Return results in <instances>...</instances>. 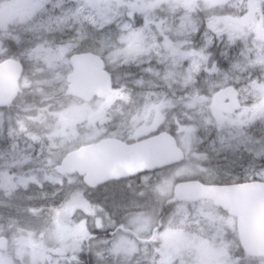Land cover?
Here are the masks:
<instances>
[{
    "label": "snow or ice",
    "instance_id": "obj_1",
    "mask_svg": "<svg viewBox=\"0 0 264 264\" xmlns=\"http://www.w3.org/2000/svg\"><path fill=\"white\" fill-rule=\"evenodd\" d=\"M28 26L23 48L0 45V192L21 201L0 230V264H264L240 206L264 204V0H36ZM82 64L108 97L90 134L62 115L34 133L47 109H20L19 97L47 99L64 65ZM117 110L103 139L97 122ZM209 150L240 156L228 168ZM48 188L51 207L32 203Z\"/></svg>",
    "mask_w": 264,
    "mask_h": 264
},
{
    "label": "rangeland",
    "instance_id": "obj_2",
    "mask_svg": "<svg viewBox=\"0 0 264 264\" xmlns=\"http://www.w3.org/2000/svg\"><path fill=\"white\" fill-rule=\"evenodd\" d=\"M36 0H0V45L3 48H8L9 44H16L17 48H23L33 37V33L28 30V21L30 19V14L32 12V5ZM97 48L100 47L97 43ZM27 65V64H26ZM125 71H132L139 75V69L133 67L131 69L116 68L113 70L114 75L122 74ZM27 73L31 74V69L27 66ZM70 73V68L68 65H64V71L62 73L64 80L63 82H57L55 87H46L45 91L48 93V98L45 99L41 94L33 89L29 88L25 90L24 94L19 97L18 106H32L31 103L34 101L36 103L34 109L45 108L47 111L44 113L43 123L38 119L36 122L30 123L31 130L36 134H46L48 131L55 129L58 126L61 115L67 121L76 122V133L78 137H86L90 134L89 126L87 123L88 115L97 109L98 104L93 101L92 103L84 104L76 99L71 98L67 93V82L66 76ZM128 87L136 91L131 80H128ZM34 97L38 98V101ZM119 103V102H117ZM118 111V110H117ZM115 113V112H114ZM13 116L16 114V110H13ZM24 115V113H21ZM36 111H33L31 115L34 116ZM132 112L131 115H133ZM8 113L5 112L4 119L7 120ZM40 114L38 113V116ZM111 121V120H110ZM110 123H106L107 125ZM104 125H99L97 128H101ZM101 133L103 137L106 130ZM59 142V141H58ZM76 141L75 137L67 142V146L71 147V144ZM20 145L24 148L26 145L23 139L20 140ZM38 152V148L36 150ZM225 152V151H222ZM35 154V153H34ZM137 184L134 183V187ZM49 199L47 201H33L41 207H51L53 204L52 189L48 188ZM39 189H29L28 192L24 193V196L29 195H39ZM27 202V201H25ZM19 199H10L5 193L0 192V230L10 231L8 228V221L10 218H14L17 214L16 205L20 204ZM158 207V211H163L167 209L168 205L165 203L163 208ZM123 214V210H121ZM43 221L35 222L36 227L42 226ZM230 238V237H229ZM44 239L46 240L47 246L49 248H54L57 246L56 239H49L47 234H45Z\"/></svg>",
    "mask_w": 264,
    "mask_h": 264
},
{
    "label": "water",
    "instance_id": "obj_3",
    "mask_svg": "<svg viewBox=\"0 0 264 264\" xmlns=\"http://www.w3.org/2000/svg\"><path fill=\"white\" fill-rule=\"evenodd\" d=\"M75 72V76L73 73ZM69 77H72L69 79ZM67 93L75 99L89 103L93 98H103L106 95V82L100 78L93 66L82 64L78 69L72 68L67 76ZM73 126L75 122L69 121ZM240 206L253 233L264 237V204L251 203L248 199L240 201Z\"/></svg>",
    "mask_w": 264,
    "mask_h": 264
},
{
    "label": "flooded vegetation",
    "instance_id": "obj_4",
    "mask_svg": "<svg viewBox=\"0 0 264 264\" xmlns=\"http://www.w3.org/2000/svg\"><path fill=\"white\" fill-rule=\"evenodd\" d=\"M98 106H100L101 104H106L108 102V97L106 96L105 98L103 99H96L94 100ZM118 102V101H117ZM125 111L127 112L128 110L125 109ZM131 114H129L128 118L129 120H131ZM114 116L115 118L117 119V124H111L113 121H112V118L109 119L108 123H110V127H109V130L107 131V133H105L104 138H111V134L112 133H115L118 131V125L120 124V116H119V112L116 111L114 113ZM111 120V121H110ZM106 124V123H105ZM99 122H97V127L99 126ZM104 125V124H103ZM122 131V135L121 137H119L120 141L121 142H126V143H129V144H132V143H136V140L134 137H131L128 135V132L126 130H121ZM203 150V149H202ZM209 155L210 156H213V159H212V163L213 164H216V163H222V164H225L228 168L231 167V161L233 159H238L239 156H240V152L237 151V152H220L219 156L216 157L212 152L211 150H209ZM225 157H227V160L225 159Z\"/></svg>",
    "mask_w": 264,
    "mask_h": 264
},
{
    "label": "trees",
    "instance_id": "obj_5",
    "mask_svg": "<svg viewBox=\"0 0 264 264\" xmlns=\"http://www.w3.org/2000/svg\"><path fill=\"white\" fill-rule=\"evenodd\" d=\"M25 72L27 73V65L25 66ZM35 98V100L36 101H38V98L37 97H34ZM18 102H19V99H18V101H17V104H18ZM36 103H34V101L31 103V105H32V107L34 108V106H36L35 105ZM23 108V106H20V109H22ZM34 116H38V112H36V114H34ZM112 123L113 124H117V119L116 118H114V119H112ZM102 127H105V126H102ZM107 128L105 127L104 128V130H106Z\"/></svg>",
    "mask_w": 264,
    "mask_h": 264
},
{
    "label": "clouds",
    "instance_id": "obj_6",
    "mask_svg": "<svg viewBox=\"0 0 264 264\" xmlns=\"http://www.w3.org/2000/svg\"><path fill=\"white\" fill-rule=\"evenodd\" d=\"M107 53L105 52V55H106Z\"/></svg>",
    "mask_w": 264,
    "mask_h": 264
}]
</instances>
